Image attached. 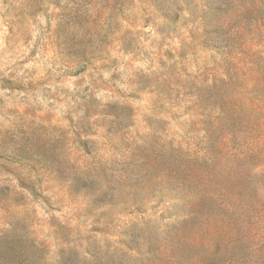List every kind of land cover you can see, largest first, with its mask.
I'll return each instance as SVG.
<instances>
[{"label":"rangeland","instance_id":"rangeland-1","mask_svg":"<svg viewBox=\"0 0 264 264\" xmlns=\"http://www.w3.org/2000/svg\"><path fill=\"white\" fill-rule=\"evenodd\" d=\"M0 264H264V0H0Z\"/></svg>","mask_w":264,"mask_h":264}]
</instances>
